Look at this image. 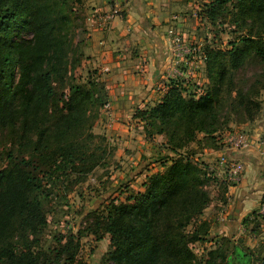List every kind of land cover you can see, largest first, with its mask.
Returning a JSON list of instances; mask_svg holds the SVG:
<instances>
[{
  "label": "trees",
  "instance_id": "obj_1",
  "mask_svg": "<svg viewBox=\"0 0 264 264\" xmlns=\"http://www.w3.org/2000/svg\"><path fill=\"white\" fill-rule=\"evenodd\" d=\"M203 1V19L212 24L220 19L248 34L226 51L205 50L210 84L202 96L188 95L173 82L161 102L137 112L146 136H165L174 155L161 160L164 170L147 178L144 192L130 191L125 200L114 198L91 213L86 234L111 240L104 264H250L244 251L230 252L228 239L202 260L195 255L191 245L209 238L210 225L200 219L212 201L206 186L214 170L195 162L185 149L196 140L212 147L230 123L254 122L260 115L256 98L264 91V0ZM81 2L0 0V132L17 136L19 149L29 154L17 158L9 153L8 166L0 168V264L74 263L80 236H71L54 256L38 250L48 226L45 199L53 191L45 179L86 176L105 167L112 154L106 146L101 156H89L87 143L79 141L82 132L95 137L91 131L100 110L109 106L97 71L88 72L87 82H75L82 42L77 51L65 30L76 22L71 6ZM253 61L261 65L256 80L238 89L235 74ZM234 115L240 120H232ZM199 134L203 139H197Z\"/></svg>",
  "mask_w": 264,
  "mask_h": 264
},
{
  "label": "crops",
  "instance_id": "obj_2",
  "mask_svg": "<svg viewBox=\"0 0 264 264\" xmlns=\"http://www.w3.org/2000/svg\"><path fill=\"white\" fill-rule=\"evenodd\" d=\"M121 1L122 18L102 29L97 15L110 11V0H82L86 14L78 18L83 25L80 41L84 57L81 67L87 72L97 71L106 85L109 106L100 110L95 126L109 142L112 160L117 161L116 168L139 170L153 163L154 158L174 154L167 148L165 136H146L143 122L136 118L137 112L161 102L173 82L191 81L192 86H201L205 90L210 82L206 61L201 56L197 62L198 71L192 80L188 78V69L183 66L176 70L177 73L170 70V28L175 27L189 42L202 45V41L195 36L203 19L200 14L195 15L199 4L196 6L192 0ZM192 14L195 15V25H192ZM174 76L178 77L177 81ZM236 127L248 133L252 145L242 152H226L230 158L244 163L245 172L242 183L237 187L219 186L217 199L212 200L205 210L207 218L203 220L210 225L208 237L216 242L221 239L232 242L246 237V234L255 235L263 217L259 209L264 201V111L254 122ZM216 145L215 149L205 148L204 152L213 156V169L220 171L218 159L223 151L218 143ZM153 167L154 164L148 166L145 174L138 175L137 170L133 173L135 178L144 177L141 189L134 192H144L147 178L159 171ZM160 169L164 170L163 167ZM122 176L125 177V173Z\"/></svg>",
  "mask_w": 264,
  "mask_h": 264
},
{
  "label": "rangeland",
  "instance_id": "obj_3",
  "mask_svg": "<svg viewBox=\"0 0 264 264\" xmlns=\"http://www.w3.org/2000/svg\"><path fill=\"white\" fill-rule=\"evenodd\" d=\"M192 2L198 6L199 9H195V15L201 14L204 1L203 0H192ZM85 2L77 3L71 6L73 8L72 18L76 19L71 26H66V32H69V37L73 41V46L77 47L79 43L81 33H83V25L77 18L83 17L86 14L84 6ZM194 15V16H195ZM192 18V25L196 24L195 17ZM202 19V16H199ZM195 36L198 40L202 41V45L195 44V46H202L203 50L207 48L228 50L231 48V44L236 42L240 36L248 34L247 29L237 28L232 23H221L220 19L215 24H212L207 19H202L199 25V31L196 30ZM29 37V36H28ZM264 37V36H263ZM200 41V42H201ZM195 42H192L194 44ZM77 47V51H78ZM206 66V62H205ZM206 68V67H205ZM234 76V82L238 89L249 88L256 80V75L260 72L261 65L256 61L248 63L242 67ZM75 82L83 84L87 82L88 72L87 69L79 67L74 73ZM261 103L262 112L264 111V91H261L256 98ZM240 120V117L234 115L232 120ZM96 125V124H95ZM93 126L91 133L95 136L89 138L86 136L87 132H82L83 136L79 138V141L87 143L86 152L88 155L96 154L101 156V150L104 147L109 146V142L102 141V134H99L96 126ZM236 126H240L237 123H230L226 127L224 132H246L244 129H240ZM87 130V127L83 128ZM221 133V134H222ZM18 137L9 134L7 131L0 132V168L8 166L7 155L12 153L15 157L21 158L23 156L28 157L29 154L22 153V149H19ZM106 138V137H105ZM201 138L198 135L199 139ZM203 139V137L201 138ZM106 140V139H105ZM196 140L185 149L186 153L193 156V160L199 163L201 166H206L211 170H214L213 177L210 178V183L206 186L209 191L212 200L217 199L219 186L224 188V178L222 170L218 171L215 168V161H212L213 156L205 155V148L215 149L217 143H212V147H207L202 141ZM112 144V143H110ZM215 144V145H213ZM112 148V147H111ZM168 157V156H167ZM112 156L107 157V163L105 167L101 166L90 172L86 176L79 177L78 175H72L71 177H64L61 174H55L53 177L45 179L47 183L46 187H52V194L45 199V208L48 218V226L45 228L43 235L40 238V246L38 250H41L45 255L54 256L60 250L61 246L66 244L67 240L71 236L81 237L80 244L78 247L77 257L74 263L71 264H104L106 254L112 250L110 237L107 235L95 236L91 233H87L85 229L92 222L91 213L97 210H103L109 200L118 198L125 200L130 191H137L141 189L144 177L139 176L135 178V171L137 169H131L129 167L124 170L116 168V162L112 160ZM152 158L153 157H147ZM166 158H154L153 163L146 165L137 170V174L146 173V168L149 166L157 167L159 171L162 170L160 167L161 160ZM204 159V160H203ZM212 162H209V161ZM115 161V163H113ZM145 164V163H144ZM156 164V165H155ZM212 172V171H211ZM125 173V177L122 176ZM143 174V175H144ZM216 174V175H215ZM82 178V179H81ZM206 214V213H205ZM204 216L200 221H204ZM200 224V223H199ZM194 227L190 226L187 231L192 232ZM257 235V237L255 236ZM255 235L246 234V237H240L237 241H230L229 250L233 252L234 248L237 250L244 251L246 258L250 264H264V219L262 217L259 220V227ZM210 236V235H209ZM226 239H221L216 242L214 238L209 237L204 242H197L192 244L191 247L197 256L198 260H202L207 256L208 252L215 248L216 243L221 244ZM60 264H66L62 262Z\"/></svg>",
  "mask_w": 264,
  "mask_h": 264
},
{
  "label": "built area",
  "instance_id": "obj_4",
  "mask_svg": "<svg viewBox=\"0 0 264 264\" xmlns=\"http://www.w3.org/2000/svg\"><path fill=\"white\" fill-rule=\"evenodd\" d=\"M111 9L109 12L99 13L97 16L98 22L102 29H106L111 26V24L118 18H122V1L121 0H110ZM168 35L171 38V48H170V70L177 73L180 67H185L188 69L189 79L195 78V73L198 71V58L206 61V55L203 53V49L200 46H195L189 42L185 36L178 31L175 27L168 30ZM175 81L178 80L177 76L173 77ZM177 83L182 84L186 89L188 95H193L195 98H199L205 93V89L201 86L196 87L191 85V81ZM218 145L223 151L219 156L218 164L223 172L224 182L229 187H237L242 183L245 165L243 162L234 160L227 156V151L242 152L248 150L252 145V140L247 132H225L222 133L218 139ZM264 156V152H262ZM259 214L264 217V201L259 209Z\"/></svg>",
  "mask_w": 264,
  "mask_h": 264
}]
</instances>
